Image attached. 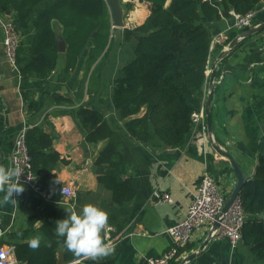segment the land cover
I'll use <instances>...</instances> for the list:
<instances>
[{
    "label": "crops",
    "instance_id": "obj_1",
    "mask_svg": "<svg viewBox=\"0 0 264 264\" xmlns=\"http://www.w3.org/2000/svg\"><path fill=\"white\" fill-rule=\"evenodd\" d=\"M122 2L125 26L113 25L105 50L107 54L104 56L103 53L89 65L85 51L76 68L67 74L63 52L56 68L42 85L36 84V78L23 77L21 70L11 66L5 55L0 26V164L9 166L8 154L21 129L39 126L53 137L55 149L66 161L58 160L52 172L63 186H71L77 192L76 211L79 213L83 205L92 203L109 214L114 253L98 261H82V264H145L147 257L159 256L173 246L174 240L168 229L185 217L205 171L217 179L227 196L237 183L227 157L206 149L199 129H193L179 147H167L155 141L146 143L129 133L114 104V84L120 68L136 55L137 40L127 39L125 28L130 23L135 26L143 23L151 12V4L141 0ZM14 15L12 11L9 16L13 18ZM234 20L232 12L230 15L223 12L208 25L214 35L232 25ZM262 22L264 9L257 13L252 27ZM55 27L59 26L55 24ZM239 34L241 31L233 27L227 31V45L225 42L215 44L207 72L210 75L216 61L215 92L211 103L214 134L222 146L231 151L246 178H250L258 164L259 142L264 134V28L239 40L218 60L221 52ZM28 39L29 34L22 33V41L27 43ZM209 90L208 81L207 93ZM56 94L69 100L57 99ZM82 106L100 110L115 130L118 152L112 164L101 166L96 163L106 140L92 142L87 139L77 117ZM100 174L132 180L134 197L123 204L115 203L111 191L99 184ZM20 182L25 191L15 197L17 203L0 205V229L5 230L0 245L13 240L10 232L27 228L29 218L35 212L30 200L34 193L27 183ZM158 189L169 192L173 202H155L154 192ZM3 195L0 193V199ZM111 217H114L112 221ZM41 223L39 219L35 226L39 227ZM210 230L209 226L196 230L182 254L170 264H180L187 255L198 250ZM103 235L105 237L106 231ZM56 255L60 264H72V261H64L63 246L57 249ZM181 264L261 263L255 260L251 246L243 240L234 246L228 237H214L195 257Z\"/></svg>",
    "mask_w": 264,
    "mask_h": 264
},
{
    "label": "trees",
    "instance_id": "obj_2",
    "mask_svg": "<svg viewBox=\"0 0 264 264\" xmlns=\"http://www.w3.org/2000/svg\"><path fill=\"white\" fill-rule=\"evenodd\" d=\"M141 1L150 2L151 12L143 23L126 27L125 34L127 39L141 32L148 34L137 41L134 59L120 68L114 84V104L133 137L146 143L155 141L163 146L179 147L194 129L193 114L205 105L208 95L207 71L213 38L208 23L220 18L223 12L246 13L262 0ZM12 11L18 29L29 34L28 42L22 41L17 50L21 74L36 78L37 85H42L56 68L62 55L61 38L66 42L67 74L76 68L85 51L89 65L103 53L107 54L113 15L106 0H0L1 13L10 15ZM56 97L69 100L59 94ZM77 117L89 141L106 140L96 163L112 164L118 152L116 132L105 114L82 106ZM212 118L214 123L213 115ZM26 136L34 171L45 196L31 195L35 212L28 227L10 232L9 236L15 244L16 258L22 264H60L56 254L63 238L57 243L55 222L66 218L65 209L69 207L64 204L62 181L52 170L58 160L66 159L55 149L53 137L39 126L28 128ZM228 165L232 169L230 162ZM98 180L111 191L117 204L126 203L135 195L132 180L128 178L100 174ZM240 196L246 212L242 240L251 246L255 260L264 264V134L259 142L255 172L246 179ZM39 219L42 223L37 227L35 223ZM37 235L41 237L40 247L32 250L26 241ZM63 256L65 262L76 259L66 249Z\"/></svg>",
    "mask_w": 264,
    "mask_h": 264
},
{
    "label": "built area",
    "instance_id": "obj_3",
    "mask_svg": "<svg viewBox=\"0 0 264 264\" xmlns=\"http://www.w3.org/2000/svg\"><path fill=\"white\" fill-rule=\"evenodd\" d=\"M264 9V1L256 8L246 13H237L231 10L234 16V23L228 25L226 29L213 35L211 49L216 43H227V31L231 28H238L239 32L251 28L255 16L260 10ZM0 26L3 31V44L5 55L11 66L20 71L17 61V50L22 42V33L18 29L12 17L0 12ZM134 28V24H129ZM194 129H199L203 134L207 133V120L205 105L193 114ZM27 128H23L16 136L13 149L8 154L9 166H18L22 170L20 181L27 183L34 194L45 196L42 184L34 171L32 156L27 144ZM62 194L67 201L64 202L68 207L75 208L77 192L71 186H63ZM227 195L223 192L217 179L207 170L204 172L199 186L194 193L187 208L185 217L168 229L174 240V244L165 253L159 256H149L145 264H170V262L180 256L189 242L192 240L196 230L209 226L217 220L218 215L223 209ZM154 201L157 203L173 202V197L167 191L155 190ZM76 210V209H75ZM246 220V212L241 196L239 195L231 205L227 215L221 221L215 236L216 238L228 237L235 246L242 240V228ZM110 227L106 229L105 240L113 242L114 238L109 233ZM5 233L0 229V237ZM0 264H20L15 255V244L8 242L0 245Z\"/></svg>",
    "mask_w": 264,
    "mask_h": 264
},
{
    "label": "clouds",
    "instance_id": "obj_4",
    "mask_svg": "<svg viewBox=\"0 0 264 264\" xmlns=\"http://www.w3.org/2000/svg\"><path fill=\"white\" fill-rule=\"evenodd\" d=\"M22 170L18 166L0 164V205L12 203L15 205V197L21 195L25 189L20 182ZM67 216L55 222V236L57 243L63 238L62 246L72 253L74 259L72 264H82V261H98L111 256L114 247L110 241H106L103 233L108 229L109 214L100 207L87 203L82 206L78 213L75 208L65 209ZM32 250H38L41 243L39 235L26 241ZM51 246V241L47 242Z\"/></svg>",
    "mask_w": 264,
    "mask_h": 264
},
{
    "label": "water",
    "instance_id": "obj_5",
    "mask_svg": "<svg viewBox=\"0 0 264 264\" xmlns=\"http://www.w3.org/2000/svg\"><path fill=\"white\" fill-rule=\"evenodd\" d=\"M106 1L108 2L110 10H111L112 15H113V25L118 26V27H124L125 26V19H124L125 11H124L121 0H106ZM263 28H264V22H262L256 26H253V27L247 29L246 31H244L243 33L239 34L221 52L218 60L220 58H222L223 56H225L227 54V52L229 50H231V48H233L239 40H242L245 36L250 35L254 32H257ZM147 34H148V32H141L140 34H137L134 38L137 41H139L142 36H145ZM92 36H94V33L92 34ZM60 51L62 53L66 51V42L63 38L60 39ZM216 71H217V69H216V61H215L212 64V70H211L210 77H209L210 90H209V93H208V96L206 99V103H205L206 120H207V133L203 134L201 131L199 133L202 134L201 141H203V144L206 147V149L211 150V151L216 150L219 154L227 157V159L229 160V162L232 166L233 173L235 174V176L237 178V183H236V186L234 187V189L231 191V193L227 196L225 204L223 206V209L220 212V214L218 215L217 220L213 223L211 230H210V233H209L207 239L205 240L204 244L198 250H195L191 254L187 255L182 260L181 263H184L187 260H190L193 257H195V255L199 251H201L204 248V246L211 239L214 238L215 233H216L218 227L220 226L221 221L227 215V213H228L231 205L233 204V202L240 195L241 189H242V187L245 184V181L247 179L245 173L243 172V170H242L241 166L239 165V163L237 162V160L234 158L231 151L226 149L224 146H222V144L220 143V141L216 138V136L214 134V124H213V118H212V113H211V103H212V99H213L214 92H215Z\"/></svg>",
    "mask_w": 264,
    "mask_h": 264
},
{
    "label": "rangeland",
    "instance_id": "obj_6",
    "mask_svg": "<svg viewBox=\"0 0 264 264\" xmlns=\"http://www.w3.org/2000/svg\"><path fill=\"white\" fill-rule=\"evenodd\" d=\"M121 1H122V0H121ZM97 71H99V70H97ZM97 71H96V72H97ZM96 72H95V73H96Z\"/></svg>",
    "mask_w": 264,
    "mask_h": 264
}]
</instances>
